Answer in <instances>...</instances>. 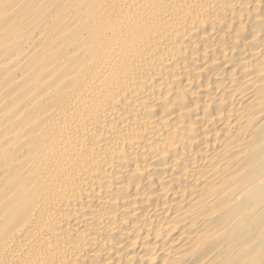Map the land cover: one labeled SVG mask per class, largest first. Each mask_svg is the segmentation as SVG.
Here are the masks:
<instances>
[{
	"label": "bare ground",
	"instance_id": "bare-ground-1",
	"mask_svg": "<svg viewBox=\"0 0 264 264\" xmlns=\"http://www.w3.org/2000/svg\"><path fill=\"white\" fill-rule=\"evenodd\" d=\"M0 264H264V0H0Z\"/></svg>",
	"mask_w": 264,
	"mask_h": 264
}]
</instances>
